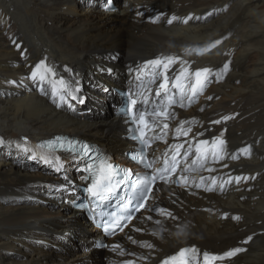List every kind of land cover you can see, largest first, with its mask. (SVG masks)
Wrapping results in <instances>:
<instances>
[{
  "label": "bare ground",
  "instance_id": "1",
  "mask_svg": "<svg viewBox=\"0 0 264 264\" xmlns=\"http://www.w3.org/2000/svg\"><path fill=\"white\" fill-rule=\"evenodd\" d=\"M101 1L88 0L85 8L78 11L77 2L73 0H0V141L3 142L0 155L10 156L0 158V167L21 154H28L33 162L50 161L53 177L62 176L72 182L78 178L75 185H84L85 162L81 158L52 153L39 146L41 140L61 134L95 145L114 164H123L130 143L126 139V125L113 113L121 98L114 96L108 115L92 120L76 117L69 111L71 107L78 109L71 103L70 96L66 103L59 101L63 86L58 80L64 78L77 100L79 97L88 100L91 95L107 97L111 95L110 88L115 87L111 92L123 89L138 102L149 99L151 108L157 102L154 92L159 81L149 83L150 73L138 69L148 60L168 55L193 62L192 70L209 67L219 73L229 61L230 70L226 75L219 73L215 77V84L209 87L211 91L196 96L199 104L195 109H186L187 100L183 108L176 104L170 109L176 118L164 130L163 140L156 138L162 135L159 129L155 134L150 131L148 151L152 162L156 168L162 167L163 154L169 146L183 144L182 154L191 143L194 152L195 141L211 140L221 132L227 141L226 154L219 162L211 157L203 164L197 160L192 165L195 171L189 173L194 179L190 178L192 186L188 190L163 182L155 188L147 206L165 207L178 219H165L143 210L128 230L113 238H103L94 228L88 229L95 232L90 236L81 225L82 214L70 211L72 203L82 197L78 186L77 192L71 195L66 191L56 193V197L67 201L62 205L65 210L56 216L29 210L18 212L15 208L1 206L0 264L91 263L97 250L95 243L99 240L107 244L104 264H126L127 261L159 264L179 249L193 246L201 254L208 252L218 256L235 248L246 249L212 264H264V10L261 9L264 0H124L119 15H112ZM189 15L193 18L184 24L182 20ZM157 16L160 19L152 22ZM172 16L180 20L169 25L167 20ZM116 21V25L108 27L110 22ZM217 40L222 42L216 48L196 55ZM186 50L192 54L187 55ZM249 52H252V60L247 57ZM40 61L56 73L43 82V92L38 82L29 79ZM179 67V64L174 65L173 72ZM66 68L70 71H65ZM107 70L109 75H99ZM98 75L106 87L87 86L86 82ZM121 85L124 86L118 87ZM77 87L79 91L75 94L73 90ZM54 89L56 96H53ZM137 106L140 108V103ZM224 117L230 119L224 120ZM182 120L192 121L184 125L185 129L191 127V133L177 138L176 128ZM218 120L221 123H213ZM20 138L53 156L23 151L25 145L17 142ZM246 146H250L247 156L239 151ZM205 147L201 145L202 150ZM233 155L238 158L233 159ZM33 156L34 159L30 158ZM193 159L195 156H190L189 163ZM187 166L181 161L180 168ZM236 176L248 179L226 183ZM200 177L205 178L204 182L196 188L194 185L201 183ZM213 177L216 178L215 190L205 191V187L212 186ZM31 179L24 176L0 183L3 203L15 201L19 187L32 184L34 178ZM37 184L40 183H33ZM221 184H224L223 191ZM149 215L153 217L151 221L146 219ZM234 216L240 219L234 220ZM157 219L160 224L155 223ZM71 232L76 233L80 249L75 256L64 257L61 248ZM129 236L136 243L129 240ZM248 237L252 239L244 243ZM37 240L58 250L50 251L45 246L32 249L17 263L4 259L3 252L15 243L25 247L28 241ZM144 241L154 247H141ZM117 244L120 247L113 250Z\"/></svg>",
  "mask_w": 264,
  "mask_h": 264
},
{
  "label": "snow or ice",
  "instance_id": "2",
  "mask_svg": "<svg viewBox=\"0 0 264 264\" xmlns=\"http://www.w3.org/2000/svg\"><path fill=\"white\" fill-rule=\"evenodd\" d=\"M210 15V14H209ZM193 17L189 15L184 18L182 22L187 24ZM160 17L157 16L152 19V22H156ZM196 19H200V17H196ZM180 18L176 16H172L167 20V23L171 25L174 21H179ZM222 41L217 40L215 43L211 44L208 48L196 52V55H203L206 52H210L211 49L216 48ZM19 47V45H17ZM187 55H191V52H187ZM188 60L183 59L180 56L176 55H168V56H160L156 59L148 60L145 62L144 66L138 71H148L150 73L149 83H156L159 81L158 86L155 89L154 95L157 98V102L153 103L151 108L148 107L150 100L145 98L142 101H139L131 96H128L126 99V113L129 115V120L131 123L136 125V128H139L143 125L144 135L138 136L135 135L136 128L130 129V132L133 133L132 138L137 140L139 143L138 150L131 155L130 159L139 165H141L144 169L148 170L144 175L135 174V179H132L133 173L130 169H118L114 165L110 163H106L105 159L101 157V154L97 150V154L95 156V160L100 162V165L97 164L88 165L87 170L89 171V179H91L90 186L86 189V191L91 195L92 198L98 200L105 199V193L109 195L113 192V181L115 180L116 184H121L127 182L129 189L134 190L130 191L127 195V204H123L121 206V211L119 213L112 212L108 214V218L104 219L101 222V227L106 235L115 234L116 230L120 231L124 230V227H127V222H130L134 218V213L140 212L141 209H144L148 212L155 213L157 216H163L165 219H178L169 209L160 206H147L148 200L153 195V187L157 184L158 181L163 182L164 184L174 183L179 187L188 190L192 185L189 184L190 175L189 173L195 171L192 167L197 160L201 161L203 164L208 160L209 157L212 158L214 162H219L224 158L226 154V144L227 141L223 139L224 133L221 132L220 136L214 137L211 140H198L195 141V151H191L193 148V144L189 143V148L185 149L181 154L180 149L183 148V144L180 145H171L163 154V166L160 168H154V163L148 159V155L145 151L146 148L151 146V142L147 136L148 131H152L155 134L156 129H159L162 135L157 136V139L163 140L166 132L164 130L169 128V122L176 118V114L174 111L170 109L173 108L174 105L179 104L180 107H184V101L187 100L189 106L198 94L202 93L206 85L210 82L211 77L213 75L219 76V73H223L226 75L230 70V61L223 65V68L219 70V73H214L213 70L209 67L196 68L194 70L191 69V64ZM179 64L180 67L178 70L173 72V66ZM65 71H70L69 69H65ZM56 73L53 69L45 64L44 61H40L35 68L32 70L29 79L33 82H38L41 85V91L44 89L42 87L43 82L49 76H55ZM9 83L15 84V81H10ZM58 83L63 87L60 90L59 101L66 103L67 96H70L71 99H77V96L69 91L70 85L64 80L63 77H60ZM73 91L78 92L79 88L77 87ZM57 92L53 90V96H56ZM177 95L179 99H177ZM207 99H212V97H207ZM56 102V100H54ZM83 102V101H80ZM140 103L141 107L137 108L136 105ZM57 106H60L59 103ZM202 110V109H201ZM224 120L230 119V117H224ZM192 121L182 120L180 124L176 128L177 138L179 136L187 137L189 132H191V127L187 129L184 128V125L191 124ZM213 123L219 124L221 121H214ZM198 135H203V133H198ZM59 139V138H57ZM195 140V137L193 138ZM166 143V141H164ZM0 143H3L0 141ZM185 143H188L186 140ZM201 145L206 146L203 150L201 149ZM51 147V142L48 144ZM40 147H45V145H40ZM88 147V146H85ZM17 148H21L20 145H17ZM23 151L27 152L28 149L23 148ZM244 155H250V146H246L243 149L239 150ZM195 156V159L191 160L189 163V157ZM179 157V159H178ZM34 159L35 157H30ZM233 159H237L238 157L233 155ZM159 159V158H157ZM181 161L185 162L188 166L184 168H180ZM45 163H51L48 160H45ZM227 165H225L226 167ZM109 169L115 170V175L109 172ZM178 169L180 170V174L177 175ZM57 171L60 170L58 167ZM208 171H215V169H207ZM175 176V179L173 177ZM194 179V178H191ZM201 183H196L194 186L196 188H200L204 182V177H200ZM235 180L236 183H239L242 179L246 180L247 177L236 176L234 178H230L226 183H231L232 180ZM216 178H212V185H215ZM205 191H214L215 188L213 186H208L204 188ZM220 190H224V184L220 185ZM135 201V207H129ZM175 203V201H173ZM81 208L86 207L81 204L78 205ZM227 214H225L226 218ZM148 220H152L153 217L149 215L146 217ZM234 220H239V216H234ZM156 224H160L161 221L159 219L155 220ZM135 231H141L140 228H135ZM180 233H177L179 235ZM156 235V233H153ZM129 240H132V237H128ZM252 237H248L244 243H248ZM133 243H136L135 240H132ZM104 246V245H101ZM141 247H147L149 249L153 248L154 245L151 243L144 241L141 242ZM120 246L114 245L113 250H116ZM241 251H246V249L235 248L229 250L223 255L210 254L208 252L200 253L199 250L193 246L191 248H181L176 255L167 258L162 264H169V261H177V257L182 258L179 261V264H193L195 261L196 264H212V262L220 259L231 258L234 255L240 253ZM126 264H134V261H127Z\"/></svg>",
  "mask_w": 264,
  "mask_h": 264
},
{
  "label": "rangeland",
  "instance_id": "3",
  "mask_svg": "<svg viewBox=\"0 0 264 264\" xmlns=\"http://www.w3.org/2000/svg\"><path fill=\"white\" fill-rule=\"evenodd\" d=\"M87 1L88 0H73V2H77L76 8L79 9L78 11H82L85 8V3ZM122 1H124V0H102L100 4L105 5L106 6L105 8L109 9V11H111L112 15H119L121 13L120 6H121ZM109 4H111V7L109 6ZM261 9L264 10V4H263ZM208 21H210V19ZM116 23H118V21L110 22L108 24V27H112L113 25H116ZM208 23H210V22H208ZM247 57L249 60H252L253 59L252 58V52H249L247 54ZM102 72L103 71H101V73L99 75L104 76V73L107 75L110 74L109 70H107L103 73ZM99 75L96 76L94 79L88 80L86 82L87 86H90V87H96V86H98V87L102 86L103 87L104 86V87H106V85H104L105 83L102 82V78ZM216 76L217 75H213V77H211L210 82L206 85V87L203 90V94L204 93L206 94L209 91H211L210 88H212V87H210V86H213L215 84V77ZM79 81H80V79L77 80L76 83H78ZM123 86L124 85H121L118 87H123ZM112 88H115V87H112ZM112 88H110V94L111 95H108L107 97H101L98 95H95V96L91 95V97L88 100L87 99L85 100L84 97H79L80 100H77L78 98L75 100H72L71 97H68L70 99L71 103L75 104L78 107L77 110H75V107H71V109L69 108V111L72 112V114L76 117H85V118L90 119V120L97 119L103 115H108V111H109L108 106L111 103L112 99L115 98L114 96H116V93L111 92ZM108 90H109V88H108ZM106 92L108 93V91H106ZM1 93L4 94V92H1ZM75 94H78V92ZM200 95H202V94H200ZM80 101H83V102H80ZM198 104H199V99L194 97L193 102L191 103L190 106L188 104L186 109L187 110L188 109L189 110L195 109ZM61 135H63V134H61ZM27 141L28 140L21 139V138L17 140L18 144L25 145V148H27L29 151H36V152H40L41 154L49 153V152H44V151L38 150L36 145L34 146L33 144H30ZM50 155H51V157L53 156L51 153H49L48 156H50ZM67 156H72V155H67ZM1 157H3L5 159V158H9L10 156L7 157L4 153H1L0 158ZM28 157H29L28 154H21L20 156L12 159V161H10V163L2 165L0 167V183L10 181V180H13L16 178L19 179L21 177L27 176L28 179L34 178L33 183H40V184H37L34 186L32 183V184H27V185L19 187V189L17 191V195H16V196H18V198L13 202L11 201V202L4 204L3 198L0 196V207L1 206L12 207V208L17 209L18 212H23V211L29 210L31 212L34 211V212H39V213H47V214H50L53 216L61 214L65 210V208L62 207V205L67 204L66 203L67 201H64V198H62L60 196L56 197L55 195H56V193H61V192L64 193V191H66L67 195H71L73 192H77L76 187L78 185H75V183H76V181H79V180H77L78 178L75 177L76 181L73 180V182L66 180V178L62 177V176L55 178V177H53V174L51 172V171H53L51 163H42V162L40 163V161L39 162L38 161L33 162V161H30V159H28ZM43 157H47V155H44ZM8 173H11V174L9 175ZM77 174H81V173H77ZM43 177L44 178H50V179H48L46 181L43 179ZM35 178H36V180H35ZM37 178H39V179H37ZM80 182L82 183L81 179H80ZM233 182H235V181H233ZM78 184H79V182H78ZM215 185H212V186L216 188ZM78 192H80V191H78ZM73 203H72V205H73ZM72 205H71L70 211L75 210V208ZM20 210H22V211H20ZM80 214H82V218L80 220L82 227L84 226L83 228L87 231V233L90 236H94L95 232L88 231L89 228H93V227L87 226L84 223V221H85L84 217L85 216H84L83 212L82 213L80 212ZM128 229H129V227H128ZM58 230L59 229L57 228L56 231H58ZM94 231H96V233H99V231H97V229H94ZM73 232L68 234L69 240L66 239L63 248H61V255L64 257L75 256L80 249V247L78 245L79 243L77 240L78 238L76 237L77 235H76V233H73ZM90 239H92V238H90ZM43 247L49 249L50 251L51 250H58V248L53 246V245L43 244L42 240L28 241L27 245L25 247L21 246L19 243H15V245L12 248L5 250L3 252V257L8 262L17 263V262L22 261L24 259L25 254L31 253L32 249L43 248ZM104 256H105V250H103V251L102 250H95L94 251V258L96 261L94 260L91 263H74V264H104L103 263Z\"/></svg>",
  "mask_w": 264,
  "mask_h": 264
},
{
  "label": "water",
  "instance_id": "4",
  "mask_svg": "<svg viewBox=\"0 0 264 264\" xmlns=\"http://www.w3.org/2000/svg\"><path fill=\"white\" fill-rule=\"evenodd\" d=\"M119 89H116V93H117V91H118ZM123 124H125V125H127V123H125V122H123ZM44 144V142H43V140H41L40 142H39V146L40 145H43ZM42 149H44V147H41ZM52 153H57V154H62V155H74V154H71V153H69V152H65V151H63V150H59V151H52ZM88 160H90L91 162H93L94 161V158H90V159H88ZM84 161V160H83ZM86 161L87 160H85L84 162L86 163ZM85 165V164H84ZM85 179H88V177L86 176L85 177ZM81 185L80 186H78V190L80 191L81 190Z\"/></svg>",
  "mask_w": 264,
  "mask_h": 264
},
{
  "label": "flooded vegetation",
  "instance_id": "5",
  "mask_svg": "<svg viewBox=\"0 0 264 264\" xmlns=\"http://www.w3.org/2000/svg\"><path fill=\"white\" fill-rule=\"evenodd\" d=\"M119 162H122V159H121V161H119ZM124 162V161H123Z\"/></svg>",
  "mask_w": 264,
  "mask_h": 264
}]
</instances>
